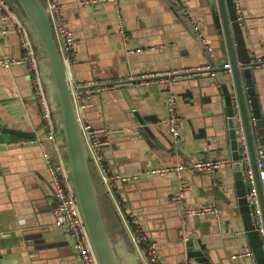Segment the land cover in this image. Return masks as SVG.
Wrapping results in <instances>:
<instances>
[{
    "label": "crops",
    "instance_id": "0c3cea01",
    "mask_svg": "<svg viewBox=\"0 0 264 264\" xmlns=\"http://www.w3.org/2000/svg\"><path fill=\"white\" fill-rule=\"evenodd\" d=\"M6 1L16 7L12 6L18 14L15 0ZM54 1L77 38L71 69L79 82H114L153 72L197 70L208 66L197 40L164 0ZM180 1L194 21L202 18L200 26L208 29L210 23L207 20L204 23V18L208 17L205 0ZM241 14L250 53L256 58L264 57V0H242ZM121 17L125 24L124 33L119 27ZM4 27L9 31L2 32ZM203 34L208 44L213 37L206 29ZM34 41L49 95L55 98L47 59L35 35ZM2 54L20 55L21 48L13 23L0 19ZM225 63H229L228 59H221L220 65ZM211 81L213 78L209 76L195 78L182 74L168 80L159 78L124 86L109 85L90 94L92 105L84 112L94 126L121 129L110 136V143L104 148L109 170L138 175V180L125 184L117 182L111 194L97 167L90 163L97 171L121 224L111 231L107 220L112 219L107 217L106 220L103 216L112 241L117 244L119 238H126L130 250H133L126 225V218L132 217L133 213L141 228L148 232L147 236L158 246L161 243L158 251L164 264L199 263L182 255L181 249L175 246L182 230L181 217L175 216L169 206L170 196L178 187L176 178L154 177L149 170L159 165L190 164L210 157L231 160L228 128L219 114L223 110L220 96L216 95L217 89L209 85ZM255 81L264 113V66L255 68ZM124 87L129 89L137 110L155 136L167 146L169 139L173 142L175 152L169 157L153 154L146 142L147 135L137 129L136 117L122 92ZM171 93L177 98L181 118V137L175 142L161 125L168 114L166 104ZM52 112L57 129L60 115L56 108ZM48 131L30 71L23 65L0 66L1 264H81L73 239L61 237L58 234L61 229L54 224L56 198L43 153L44 150L53 152L52 143L44 139ZM56 135L63 144L59 129ZM38 138L43 140L40 142ZM208 175L184 172L188 181L186 202L195 207H216L220 215L205 213L190 218L185 224L186 233L190 238L206 243L214 251L218 264H242V259L233 256L251 250L236 197L232 202L227 201L229 187L234 185L231 162ZM217 188L222 196L216 192ZM160 213L166 217L161 218ZM130 240L133 243L132 238ZM248 259L255 261L253 256Z\"/></svg>",
    "mask_w": 264,
    "mask_h": 264
},
{
    "label": "water",
    "instance_id": "95a60500",
    "mask_svg": "<svg viewBox=\"0 0 264 264\" xmlns=\"http://www.w3.org/2000/svg\"><path fill=\"white\" fill-rule=\"evenodd\" d=\"M164 1L176 11L181 21L193 34L206 59V64L209 66V69L191 71L187 74L195 78H201L202 76L213 78V81L209 82V85L214 86L217 89L216 95L220 96V107L223 110L219 114L223 117L226 128H228L231 165L234 172V185L233 187H229L230 193L227 194V201L232 202L233 197H236L242 217L245 238L255 263L264 264V233L260 232V226L252 215V206L248 198L251 189L247 178L248 165L243 161L244 155L248 153L249 166L252 169L259 197L264 228V193L257 162V150L260 149L264 154V113L261 108L255 81L256 67L253 61L256 56L250 53V49L248 48L244 28L245 23L239 20V13L233 0H205L208 17L204 18V23L206 20L210 23L208 29L206 27L205 29L210 37H213L206 44L203 34L205 29L199 24L202 18L194 21L193 16L190 15L187 7L180 0ZM8 4L11 8L12 6L15 7L11 2H8ZM15 4L19 10H17V15L21 23L26 27L35 47L39 73L44 83L50 107L54 112L56 108L60 115L56 123V133L59 129L64 138V143L62 144L56 135L60 154L76 194L84 224L98 263L142 264L138 249L130 240L131 237L127 236L133 250H130L126 238H119L117 244L113 242L107 229L90 169L89 148L82 133L72 96L68 70L58 50L47 4L42 0H15ZM34 35L47 59L50 70L49 76H51L55 88V98L49 95L48 82L41 69ZM223 58L228 59L229 67H224V64L220 65V61ZM213 72L214 74H212ZM142 81L144 80L141 78L124 79L122 81L111 82L110 85L124 86L125 84H136ZM122 92L136 117L139 125L137 129L141 133L145 132L147 135L146 142L152 149L153 154L156 153L158 156L169 157L171 153L175 152L173 142L169 139V145L167 146L157 138L147 125L143 115L137 110L133 98L130 96L129 89L124 87L122 88ZM239 125L243 128L244 143H242L238 132ZM140 136L143 135L141 134ZM154 147L157 149L155 152ZM190 172L209 176L208 174L196 171ZM216 192L221 195L219 188L216 189ZM169 206L173 208L172 211L175 216L179 215L176 206L171 201ZM160 215L161 218L166 217L163 213H160ZM156 216L158 217L159 215ZM180 220L182 230L179 231L180 233L175 240V246L181 249L182 255L194 259L199 264H218V259L213 256L214 251L206 243L190 238L186 233V225L181 218ZM58 234L67 239V236H63V230H60ZM145 234L148 235V232H145ZM154 238L159 239L155 235ZM1 257L2 255L0 254V259Z\"/></svg>",
    "mask_w": 264,
    "mask_h": 264
},
{
    "label": "built area",
    "instance_id": "2783aa9c",
    "mask_svg": "<svg viewBox=\"0 0 264 264\" xmlns=\"http://www.w3.org/2000/svg\"><path fill=\"white\" fill-rule=\"evenodd\" d=\"M237 12L239 13V20H243L242 0H233ZM47 4L55 40L58 46L60 56L68 70L69 82L71 86L73 100L78 113L82 133L87 143L90 153V163H93L106 185L108 191L112 194L113 188L117 182L129 183L136 180L138 175L122 174L109 170L105 163L104 148L110 143V136L120 132L121 129L110 127H97L90 123L84 112L90 107V94L99 91L110 85V80H91L88 82H79L74 78L71 65L75 59L77 38L74 31L63 17L59 6L54 0H45ZM0 19L4 22L11 21L13 23V30L19 37L21 54L0 55V66L13 67L17 65L26 66L32 74V84L34 87L35 95L38 98L40 108H42V115L48 126V133L44 139L50 141L53 146V152L44 150V158L50 173V182L54 190L56 202L53 206V215L55 219V226L64 231L66 236H70L73 241L77 253L79 254L81 264H99L96 254L94 252L91 240L86 230L84 220L77 202L76 194L68 176L67 169L63 163L60 154L59 145L56 138V126L53 119L52 109L50 107L47 94L45 91L44 83L39 73V65L37 62L36 51L31 40V37L26 27L21 23L17 13L11 8L6 0H0ZM119 27L122 33L125 32V24L123 18H119ZM9 29L4 27L2 32L6 33ZM211 50V48H209ZM254 66H264V57L255 58L253 61ZM229 63H225L224 67H229ZM209 69V66L199 68L197 70ZM193 69H171L160 72H153L149 74H142L139 76L131 77L130 79H139L145 81H154L156 79L174 78L179 75H188V72L197 71ZM214 74V72L212 73ZM167 116L161 121L162 127L171 136L175 142L181 137V118L175 94L171 93L167 97ZM238 132L244 143V132L241 125L238 126ZM43 138H38L42 141ZM10 144H14L11 142ZM257 162L259 167V176L264 193V154L260 149L257 150ZM243 161L248 165L247 178L250 182L251 189L248 194L250 205L252 206V215L255 217L259 224V230L264 233L262 222V211L260 208L259 197L255 186V181L252 169L249 166V155H244ZM230 159L226 158H205L196 160L190 164L175 163L169 165H159L151 168L149 174L158 176H173L178 182V187L171 194L170 201L176 206L179 216L184 224L190 218L200 214L212 213L216 216L220 215L218 208L213 206L195 207L186 202V190L188 188L187 180L184 176L185 171H196L199 173L213 174L224 164L230 163ZM132 217L126 218V225L131 234L133 243L135 244L140 254L142 264H164L163 259L159 255L157 242L151 240L141 228L137 216L131 213ZM252 255L251 251H242L233 256L234 259H242V264H256L255 261H250ZM254 258V257H253Z\"/></svg>",
    "mask_w": 264,
    "mask_h": 264
},
{
    "label": "trees",
    "instance_id": "16d2710c",
    "mask_svg": "<svg viewBox=\"0 0 264 264\" xmlns=\"http://www.w3.org/2000/svg\"><path fill=\"white\" fill-rule=\"evenodd\" d=\"M42 1L44 2V0H42ZM90 169H91L95 184H96L97 189H98L99 201H100V206L102 209L103 216L105 217L106 220H107V217H108V219L109 218L112 219L110 221L107 220L108 229L111 231L114 229H117L120 227L121 224H120V221H119V219H118V217H117V215L113 209V204H112L110 198L108 197L106 190H105V187H104L102 181L99 179L97 171L95 170V168L93 167L92 164H90Z\"/></svg>",
    "mask_w": 264,
    "mask_h": 264
}]
</instances>
